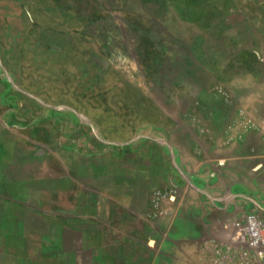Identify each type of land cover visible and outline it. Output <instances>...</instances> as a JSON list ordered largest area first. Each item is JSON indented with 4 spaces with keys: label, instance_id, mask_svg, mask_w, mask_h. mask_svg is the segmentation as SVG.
<instances>
[{
    "label": "rangeland",
    "instance_id": "374dc122",
    "mask_svg": "<svg viewBox=\"0 0 264 264\" xmlns=\"http://www.w3.org/2000/svg\"><path fill=\"white\" fill-rule=\"evenodd\" d=\"M248 212L264 0H0V264H210Z\"/></svg>",
    "mask_w": 264,
    "mask_h": 264
},
{
    "label": "built area",
    "instance_id": "2783aa9c",
    "mask_svg": "<svg viewBox=\"0 0 264 264\" xmlns=\"http://www.w3.org/2000/svg\"><path fill=\"white\" fill-rule=\"evenodd\" d=\"M234 241L211 244L210 264H264V216L248 212L230 221Z\"/></svg>",
    "mask_w": 264,
    "mask_h": 264
},
{
    "label": "crops",
    "instance_id": "0c3cea01",
    "mask_svg": "<svg viewBox=\"0 0 264 264\" xmlns=\"http://www.w3.org/2000/svg\"><path fill=\"white\" fill-rule=\"evenodd\" d=\"M230 219H232V218H230ZM217 222L218 223L213 222L210 226H208V228L203 225L202 229L195 230V231L187 230V231H183V232L187 235L200 234V236H202L204 233L209 235V236L218 235V234H221L222 232H224L225 226L227 225L228 222H227V219L225 221H222V219H220ZM184 225L185 224H183V228H184ZM228 229L231 231L232 236H231V238H226V239L222 240L224 243H231L234 241V236H233L234 229L230 225L228 226ZM196 245H197V242L196 243H191V242L187 243L186 242L185 244H183V264L185 262L184 261L185 256H188L187 258H190V256L193 255V252H194ZM70 264H84V263L80 260H75V261L70 262ZM204 264H206V263H204Z\"/></svg>",
    "mask_w": 264,
    "mask_h": 264
},
{
    "label": "trees",
    "instance_id": "16d2710c",
    "mask_svg": "<svg viewBox=\"0 0 264 264\" xmlns=\"http://www.w3.org/2000/svg\"><path fill=\"white\" fill-rule=\"evenodd\" d=\"M62 41H64V40H62Z\"/></svg>",
    "mask_w": 264,
    "mask_h": 264
}]
</instances>
